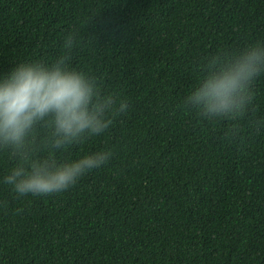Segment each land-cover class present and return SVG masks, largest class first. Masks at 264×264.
Returning <instances> with one entry per match:
<instances>
[{
    "label": "trees",
    "instance_id": "obj_1",
    "mask_svg": "<svg viewBox=\"0 0 264 264\" xmlns=\"http://www.w3.org/2000/svg\"><path fill=\"white\" fill-rule=\"evenodd\" d=\"M73 30V66L128 110L55 155H114L66 191L17 199L0 151V264H264V74L239 121L182 108L202 57L264 42V0H0V74L52 61Z\"/></svg>",
    "mask_w": 264,
    "mask_h": 264
},
{
    "label": "clouds",
    "instance_id": "obj_2",
    "mask_svg": "<svg viewBox=\"0 0 264 264\" xmlns=\"http://www.w3.org/2000/svg\"><path fill=\"white\" fill-rule=\"evenodd\" d=\"M82 43L70 31L52 61H25L0 74V151L13 161L3 183L17 199L66 191L113 158L111 149L64 162L55 155L102 135L128 110L126 98L105 91L96 77L73 66V52ZM199 70L183 110L207 121H239L253 110L252 85L264 74V42L209 53Z\"/></svg>",
    "mask_w": 264,
    "mask_h": 264
}]
</instances>
